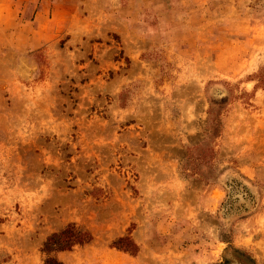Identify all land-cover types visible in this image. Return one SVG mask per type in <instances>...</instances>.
<instances>
[{
	"label": "rangeland",
	"instance_id": "1",
	"mask_svg": "<svg viewBox=\"0 0 264 264\" xmlns=\"http://www.w3.org/2000/svg\"><path fill=\"white\" fill-rule=\"evenodd\" d=\"M0 264H264V0H0Z\"/></svg>",
	"mask_w": 264,
	"mask_h": 264
}]
</instances>
